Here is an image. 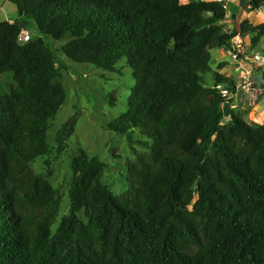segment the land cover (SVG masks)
<instances>
[{
    "label": "trees",
    "instance_id": "16d2710c",
    "mask_svg": "<svg viewBox=\"0 0 264 264\" xmlns=\"http://www.w3.org/2000/svg\"><path fill=\"white\" fill-rule=\"evenodd\" d=\"M8 1L19 19L0 23V77L13 78L0 86V264H264V125L232 108L218 87L236 83L212 68V52L237 36L256 47L264 22L227 31V8L209 0ZM28 21L65 41L75 64L114 72L125 60L135 86L109 127L131 146L145 138L119 195L107 165L74 150L56 231L63 194L34 166L53 150L68 92L55 50L42 37L19 42ZM75 127L58 130L60 153Z\"/></svg>",
    "mask_w": 264,
    "mask_h": 264
},
{
    "label": "rangeland",
    "instance_id": "374dc122",
    "mask_svg": "<svg viewBox=\"0 0 264 264\" xmlns=\"http://www.w3.org/2000/svg\"><path fill=\"white\" fill-rule=\"evenodd\" d=\"M0 8V21L6 20L1 19L3 14H7L9 20L11 13L19 19V13L13 3L8 1L5 5H0ZM26 31L33 38L42 37L55 50L59 63L64 65L60 67L59 79L67 89L68 100L53 122L50 133L52 152L39 159L34 166L38 172L49 174L54 186L63 194L62 208L53 226L56 231L69 209L68 192L73 178L71 156L74 150L81 146L90 156L103 161L107 165L104 182L119 195L126 190L127 163L134 160L137 153L145 150L139 144V141L145 138L137 133L133 134L134 144L131 146L127 140L128 135L116 134L109 127L110 123L128 110V99L135 86L132 70L125 60L118 63L114 72L96 69L92 65H78L62 53L65 41H55L42 36L32 21H28ZM263 47L264 38L258 50ZM215 53L217 52L213 54ZM205 82L207 86H212L211 75L205 76ZM11 83V74L0 77V86L3 89L8 90ZM254 100L257 101L258 97ZM71 118H76L75 133L67 143L66 152L60 153L55 138L58 130ZM252 122H262L259 124L264 125L260 115L252 119ZM133 149L136 152H133Z\"/></svg>",
    "mask_w": 264,
    "mask_h": 264
},
{
    "label": "crops",
    "instance_id": "0c3cea01",
    "mask_svg": "<svg viewBox=\"0 0 264 264\" xmlns=\"http://www.w3.org/2000/svg\"><path fill=\"white\" fill-rule=\"evenodd\" d=\"M229 1L230 2L227 8L228 14L224 22L227 31H238L241 25L245 22H248L253 26H258L264 22V7L259 10H254L251 6V2L253 0ZM6 2H8V0H0V5H5ZM15 14L17 15V12ZM2 16L3 18L1 19L6 20L0 21V23L17 21V18H15L12 13L9 17V20L7 14H3ZM235 44H241L242 46H244L245 50L248 53L245 58L244 67L251 74L256 89L260 91L258 100L256 101L252 97L247 96L243 92V90L238 87L239 74L235 71V63L230 54L231 49L215 50L217 52L215 54H213L215 52L213 51L212 68L214 71L220 72L223 76L232 79L236 83L237 88L232 97V108L235 111L243 113L249 123H254L252 122V119H256L257 115H260L264 120V63L256 62L254 60L255 55H263L264 47L261 50H258L260 44L259 43L256 47L253 48L251 45L250 38L248 36H237L232 41V47ZM219 68L221 69L219 70ZM213 83L214 82L212 80V86ZM262 122H258V124Z\"/></svg>",
    "mask_w": 264,
    "mask_h": 264
},
{
    "label": "built area",
    "instance_id": "2783aa9c",
    "mask_svg": "<svg viewBox=\"0 0 264 264\" xmlns=\"http://www.w3.org/2000/svg\"><path fill=\"white\" fill-rule=\"evenodd\" d=\"M218 3H222L226 8H228L229 0H214ZM31 40V35L24 31L19 37L20 43H26ZM231 57L235 63V71L239 74V80H238V87H240L243 92L247 95L252 97L253 99H256V97H259L260 91L256 89L251 74L245 69V58L247 56V51L245 50L244 46L241 44H235L232 49L230 50ZM254 60L256 62H262L264 63V56L262 55H255ZM221 91V94L225 99L231 100L233 97V92L229 89H226L222 86L218 87ZM237 88V85H236Z\"/></svg>",
    "mask_w": 264,
    "mask_h": 264
}]
</instances>
